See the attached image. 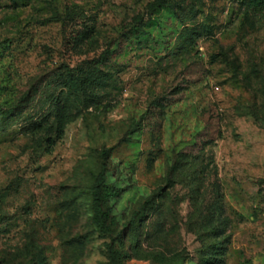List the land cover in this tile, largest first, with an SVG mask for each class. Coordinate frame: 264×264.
<instances>
[{"label":"rangeland","instance_id":"1","mask_svg":"<svg viewBox=\"0 0 264 264\" xmlns=\"http://www.w3.org/2000/svg\"><path fill=\"white\" fill-rule=\"evenodd\" d=\"M244 1L0 0V264H111L108 243L122 264H264V26ZM103 148L114 239L92 223Z\"/></svg>","mask_w":264,"mask_h":264},{"label":"trees","instance_id":"2","mask_svg":"<svg viewBox=\"0 0 264 264\" xmlns=\"http://www.w3.org/2000/svg\"><path fill=\"white\" fill-rule=\"evenodd\" d=\"M246 10L251 13L264 26V0H245ZM165 4V0H159L157 7ZM74 120V113L70 106L60 105L54 115V130L58 136H62L68 124ZM101 168L95 179L92 190V223L102 233L114 239L116 217L107 202L120 196L121 189L109 182L110 158L111 150L103 148L100 153ZM146 204H152L151 200H147ZM140 211L134 214L137 218ZM108 254L111 264H122V253L118 251L114 243H108Z\"/></svg>","mask_w":264,"mask_h":264}]
</instances>
